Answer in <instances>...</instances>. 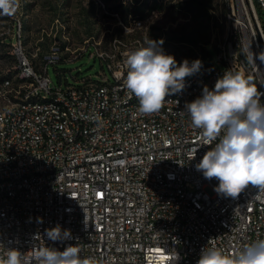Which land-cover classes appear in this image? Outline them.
<instances>
[{
	"label": "built area",
	"instance_id": "1",
	"mask_svg": "<svg viewBox=\"0 0 264 264\" xmlns=\"http://www.w3.org/2000/svg\"><path fill=\"white\" fill-rule=\"evenodd\" d=\"M260 13L264 0H237L216 59L151 115L138 112L124 86L125 61L95 47L113 81L104 70L102 82L62 88L48 74L63 60L59 43L41 68L15 43L22 83L0 108V243L21 252L79 243L80 255L100 264H197L207 245L237 252L264 240V191L249 185L237 198L218 194V180L196 169L218 140L205 144L184 111L229 70L264 92ZM57 225L72 238L49 240L46 230Z\"/></svg>",
	"mask_w": 264,
	"mask_h": 264
},
{
	"label": "rangeland",
	"instance_id": "2",
	"mask_svg": "<svg viewBox=\"0 0 264 264\" xmlns=\"http://www.w3.org/2000/svg\"><path fill=\"white\" fill-rule=\"evenodd\" d=\"M237 0H20L12 16L0 15V108L16 98L22 83L15 43L37 68L53 43L63 47V60L48 65L53 86L77 85L85 78L102 82L105 72L95 47L125 61L148 40L178 63L199 59L200 69L216 59L218 44L228 37L229 14ZM264 24V14L260 13ZM15 34V36H14ZM19 46V45H18ZM75 56H79L73 59ZM73 59V60H71ZM207 60V61H206ZM9 79L10 84L5 81ZM13 90V91H11ZM13 94V95H11Z\"/></svg>",
	"mask_w": 264,
	"mask_h": 264
},
{
	"label": "clouds",
	"instance_id": "3",
	"mask_svg": "<svg viewBox=\"0 0 264 264\" xmlns=\"http://www.w3.org/2000/svg\"><path fill=\"white\" fill-rule=\"evenodd\" d=\"M19 7L20 0H0V15L10 17ZM162 44L163 40L150 39L147 46L130 52L126 58L124 86L138 98V112L143 115L158 113L166 97L182 91L185 78L202 67L199 59L178 63L174 55L162 49ZM262 96L264 92L258 90L251 76L229 70L217 79L213 89L205 86L200 97L185 103L191 126L201 130L205 144L218 140L196 169L204 178L218 180L214 190L225 197L237 198L249 185L264 191ZM46 235L54 242L72 238L71 231L59 225L46 230ZM81 251L79 243L63 251L35 245L27 252L0 243V264H100L94 257H82ZM197 264H264V240L237 252L207 245Z\"/></svg>",
	"mask_w": 264,
	"mask_h": 264
},
{
	"label": "trees",
	"instance_id": "4",
	"mask_svg": "<svg viewBox=\"0 0 264 264\" xmlns=\"http://www.w3.org/2000/svg\"><path fill=\"white\" fill-rule=\"evenodd\" d=\"M207 61V60H206Z\"/></svg>",
	"mask_w": 264,
	"mask_h": 264
}]
</instances>
